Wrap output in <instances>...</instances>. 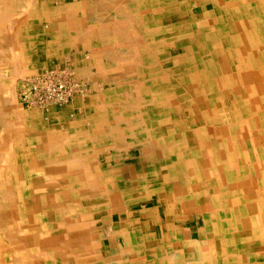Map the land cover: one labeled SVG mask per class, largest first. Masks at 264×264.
<instances>
[{"label":"bare ground","instance_id":"obj_1","mask_svg":"<svg viewBox=\"0 0 264 264\" xmlns=\"http://www.w3.org/2000/svg\"><path fill=\"white\" fill-rule=\"evenodd\" d=\"M32 3L0 0V264H105L101 227L132 264H264V0H78L105 86L53 131L10 97L67 42Z\"/></svg>","mask_w":264,"mask_h":264},{"label":"rangeland","instance_id":"obj_2","mask_svg":"<svg viewBox=\"0 0 264 264\" xmlns=\"http://www.w3.org/2000/svg\"><path fill=\"white\" fill-rule=\"evenodd\" d=\"M77 1L78 0H44V6H42L41 4L32 3L35 5L31 6L27 10L28 13L31 12L33 16L38 19V22H32L30 24V27L39 35L38 37H32L33 43L39 44L44 40L57 39L60 38L62 34L66 37L67 40V42L64 43V45L59 46V48L57 47L56 49L52 47V49L49 50L51 52L52 58H46V62L44 64H40L39 66H44L43 71H37L38 69L36 68V65H38V63H36V61L34 60L35 62L30 63V67L33 65L32 67H34L36 70L32 72L26 71L22 72L21 74L11 75L13 79L10 80L9 87H11L12 94H10V97H14L13 100L15 105L18 106V108L26 114L31 115L33 112H38V122L39 124H42L41 126L44 130H55L57 128L56 125H58L62 116H65V118H68L72 121L76 120L75 123L84 120L86 117V111L83 105L80 104V101H82L83 103L88 102L91 99L92 95H94V92L97 88L102 89L105 86L104 82L101 81V79L94 78V76L99 75V69L101 68V66L99 64L100 61L91 53L90 48L91 46L96 48L99 44L97 43L98 41L93 35L92 37H85L81 33V26L74 23L73 21V23H71V15L66 12V9L68 10L70 6H72L73 8V4H75ZM77 28H80L81 30ZM79 40H81L80 44ZM83 43L87 48L83 52H79L77 50L75 51L71 46H81V48H84L82 47ZM97 53H99V51H97ZM54 67H57L61 70L69 69L68 74L73 73L76 79L79 80L81 91L77 92V94H75V97L66 103L55 105L43 103L42 105H35V102L29 98L27 90L32 87V82L36 78L35 76L37 74H42ZM84 71L87 73H84ZM35 99L38 101V98ZM65 118L62 121H64ZM84 125L86 127L89 124L84 122ZM17 141L20 142L23 141V139L21 138ZM129 153L133 154V151ZM140 153V150H137V154ZM102 160H104V156L102 157ZM139 161L140 160L138 155L133 156L132 163L134 165H138L140 163ZM155 202V200H150L143 203L142 205L144 207L152 206V204L154 205ZM163 209L164 207H162L161 209L163 216L162 220L166 221L168 217L166 216L165 210ZM154 210L156 211V209ZM193 212L194 210L189 208L186 213L189 214ZM136 215H138V212H136ZM191 216V214L185 216L182 225L186 226L188 224L195 223L194 229H196V224L199 221H194ZM172 218L173 217L171 216L169 217V219ZM116 219L118 221L126 220V216L123 215L122 219H119L117 216ZM149 220L150 228H152V231L157 230V232H159L160 225L156 223L155 219L152 217ZM100 231H102V236L100 237L101 241L104 240V242H108L114 238V236H111L112 238H110V234L107 233L105 227H101Z\"/></svg>","mask_w":264,"mask_h":264},{"label":"built area","instance_id":"obj_3","mask_svg":"<svg viewBox=\"0 0 264 264\" xmlns=\"http://www.w3.org/2000/svg\"><path fill=\"white\" fill-rule=\"evenodd\" d=\"M69 69L61 70L57 67L37 74L28 91V96L35 102V105L49 103L52 105L66 103L73 99L80 91V82ZM38 98V101L35 99Z\"/></svg>","mask_w":264,"mask_h":264},{"label":"crops","instance_id":"obj_4","mask_svg":"<svg viewBox=\"0 0 264 264\" xmlns=\"http://www.w3.org/2000/svg\"><path fill=\"white\" fill-rule=\"evenodd\" d=\"M79 41H80L79 42V44H80L81 40H79ZM71 46L75 51L77 50L79 52L80 51L83 52L84 50L87 49L85 47L84 43L82 44V47H84V48H81V46H79V47H75L73 45H71ZM154 209H156V211L154 210V212H157V208H154ZM162 218H163V216H162ZM165 220H166V218H165ZM167 220L166 221L163 220V222H167ZM154 232H157V230H154ZM157 233H160V228H159V232H157ZM109 236H110V238H112L111 237L112 235H109ZM153 251H154V249L150 248V249H147L146 252L151 253ZM132 252H133V248L131 246H128L126 244L120 245L115 237L113 239H111L110 241L105 242V244L102 248V255L105 257V264H107V263H109V264H132V263L128 262V260L126 259V256H128Z\"/></svg>","mask_w":264,"mask_h":264}]
</instances>
